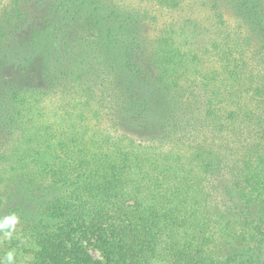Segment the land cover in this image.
Returning <instances> with one entry per match:
<instances>
[{"label":"trees","instance_id":"obj_1","mask_svg":"<svg viewBox=\"0 0 264 264\" xmlns=\"http://www.w3.org/2000/svg\"><path fill=\"white\" fill-rule=\"evenodd\" d=\"M85 1L125 59L148 50L149 13ZM141 1L199 12L153 41L152 78L125 63L148 98L114 65L73 89L59 67L0 56V236L12 232L5 218L27 224L43 247L28 264H262L264 0ZM87 20L79 43L100 25ZM71 47L57 45L58 65ZM204 59L215 72L184 81Z\"/></svg>","mask_w":264,"mask_h":264},{"label":"rangeland","instance_id":"obj_2","mask_svg":"<svg viewBox=\"0 0 264 264\" xmlns=\"http://www.w3.org/2000/svg\"><path fill=\"white\" fill-rule=\"evenodd\" d=\"M118 2L115 3L123 8L143 10L142 12H147L152 17V20L145 22L140 30V35L138 34L144 40V44L151 43L150 47L144 52H127L128 60L125 59L126 53L120 47L121 45L116 44L114 39L110 38L111 34L107 30L109 25L101 20L102 14H97L85 0H0V56L3 55L8 65L16 68L37 69L38 65L40 67L49 64L57 72L56 69L59 67V73L66 74L67 78L59 80L58 83L69 85L73 89H78L83 85V82L86 85L89 84L91 76L103 72L107 66L114 65L115 70H123L125 76L121 79L133 87L139 99L148 98L147 83L143 78L135 75L132 70L125 68V63L139 66L143 69L145 77L152 78L155 72L162 68L159 67L161 58L151 54L152 46L155 44L153 41L164 35L176 37L177 35L166 32L168 26H173L172 24L175 23L179 26L180 21L187 16L185 14H190L189 11L192 14L199 12L197 8L185 7L182 11L171 14L154 1L118 0ZM74 16L79 21H74ZM154 17L158 22L154 23ZM43 18H47L49 23L45 32L33 37L34 28L40 24L39 21ZM87 18L91 20L92 24L98 21L100 25L93 27L96 30L90 32L91 36H88V42L79 43L81 30L88 24ZM178 26L172 28L176 29ZM111 27L113 28V25ZM32 37L33 39H31ZM64 41L72 47L70 56L62 61V68L57 64L59 60L55 50L57 45L63 44ZM97 41L103 46H98ZM91 43L97 45L96 47L93 45L94 50L90 48ZM203 61L197 73L183 74L185 75L184 81L186 79L190 81L188 77L191 79L197 77L199 81V77L207 75L209 72H215V69L218 68L212 60L204 59ZM196 74L198 75L196 76ZM110 79H112L113 85L119 82V78ZM73 96L75 97V95ZM60 98L62 96H58L56 101L58 102ZM153 117H155V113ZM252 212L254 213L253 218L256 219L264 232V207ZM30 231L28 225L17 218L10 235L0 236V261L8 264L6 255L9 252L13 253L12 264H28L36 258L43 247L37 239L32 237ZM262 247L261 262L264 264V242ZM97 255L94 253V256Z\"/></svg>","mask_w":264,"mask_h":264},{"label":"clouds","instance_id":"obj_3","mask_svg":"<svg viewBox=\"0 0 264 264\" xmlns=\"http://www.w3.org/2000/svg\"><path fill=\"white\" fill-rule=\"evenodd\" d=\"M9 223L14 225L16 223V219L14 217L13 218H5L4 226H7ZM6 234L10 235V233H6ZM6 261L8 262V264H12L13 253H11V252L7 253ZM0 264H4V262L0 261Z\"/></svg>","mask_w":264,"mask_h":264}]
</instances>
